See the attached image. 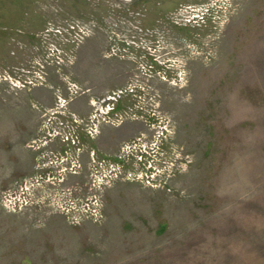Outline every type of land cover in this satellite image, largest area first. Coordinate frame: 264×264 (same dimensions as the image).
Here are the masks:
<instances>
[{
	"label": "rangeland",
	"instance_id": "1",
	"mask_svg": "<svg viewBox=\"0 0 264 264\" xmlns=\"http://www.w3.org/2000/svg\"><path fill=\"white\" fill-rule=\"evenodd\" d=\"M4 72L0 264H264V0H0Z\"/></svg>",
	"mask_w": 264,
	"mask_h": 264
},
{
	"label": "built area",
	"instance_id": "2",
	"mask_svg": "<svg viewBox=\"0 0 264 264\" xmlns=\"http://www.w3.org/2000/svg\"><path fill=\"white\" fill-rule=\"evenodd\" d=\"M72 30H76L75 32L78 34L76 38H74V35L72 37V34H73V31H71V37L73 41H80L81 40V36H83V34L87 33L88 32V28H86L84 25L82 24H75V25H72ZM64 61V60H63ZM69 61V60H68ZM58 63L61 62V59H58L57 61ZM44 75H41V78H42V82H44L45 77H43ZM0 77L5 79V80H9V81H12V82H15L19 85H22V86H26L27 83L31 84L32 80H25V81H21L19 79H14L12 74L10 72H4V73H1L0 74ZM67 87H68V90H69V97H62L60 93H62L61 90H58V100H59V103H61L62 105H65V102H69L70 100H72L73 98V95L74 93L76 92H79L80 91V87L78 85V83L74 80H70L68 79L67 80ZM122 92V90H119L117 92H114V98H116V96ZM101 107L99 110L100 111V115L102 117H100L99 114V117L96 116V114H94V116H92L91 119V122L88 123L86 125V128H85V132L87 134H89L91 137L94 136V134H96L95 132L98 130V124H100L101 122L103 121H107V122H111L113 119L111 118V115H110V110L113 109L114 107V102H111L107 103L106 104V99L102 100L101 101ZM61 112L59 113H56L53 112V114H55L52 118L50 117V115L48 113H46L47 115H49L48 119L45 120L44 122V128L47 130L46 134H44L42 137V139H44L45 141L47 140H52L54 138H57V137H61L60 139L62 140H69L70 138H72L73 140L74 139H78V135L80 133V131L84 130L82 129L84 126H83V123H84V120L81 119L80 117H78L75 113L73 112H70L68 111L69 113H67L66 111L64 110H61ZM52 112V111H51ZM61 113V114H60ZM102 113H104L102 115ZM109 116V117H107ZM82 122V123H81ZM114 122V121H113ZM81 123V124H80ZM67 127H70V129H66ZM81 127V128H80ZM164 129H167V127H162V128H159L158 129V134L161 135V134H164L165 131ZM62 140V141H63ZM42 141V140H41ZM39 145V144H38ZM128 145V148L130 147V143L127 144ZM156 148V146H155ZM144 151H149L148 148L146 147V145H144ZM140 150H142V148L140 147ZM139 156L141 159L143 158V152L140 153ZM66 169L68 171H70V169H68V167H66ZM75 170V169H74ZM146 176H148V173L146 172L145 173ZM30 183V182H29ZM25 188L27 190H30L31 191V188L30 186L26 185ZM29 192V191H28ZM8 201L10 202L9 204V207L12 209V210H20L22 209L27 203H28V200L25 199V200H21V199H18L16 201H14L15 199H13L12 196H9L8 198ZM20 200V201H19ZM33 200V199H32ZM30 200V201H32ZM29 201V202H30ZM98 215V213L96 214Z\"/></svg>",
	"mask_w": 264,
	"mask_h": 264
},
{
	"label": "flooded vegetation",
	"instance_id": "3",
	"mask_svg": "<svg viewBox=\"0 0 264 264\" xmlns=\"http://www.w3.org/2000/svg\"><path fill=\"white\" fill-rule=\"evenodd\" d=\"M105 94L103 95V97L102 98H105V99H107V98H110L111 96H110V93L111 92H104ZM127 92H120L117 96L118 97H120V98H122V96H126L127 94H126ZM103 94V93H102ZM118 108H119V106H118Z\"/></svg>",
	"mask_w": 264,
	"mask_h": 264
},
{
	"label": "crops",
	"instance_id": "4",
	"mask_svg": "<svg viewBox=\"0 0 264 264\" xmlns=\"http://www.w3.org/2000/svg\"><path fill=\"white\" fill-rule=\"evenodd\" d=\"M36 92H53V91L48 89V88H46V89L41 88V89L36 90Z\"/></svg>",
	"mask_w": 264,
	"mask_h": 264
}]
</instances>
